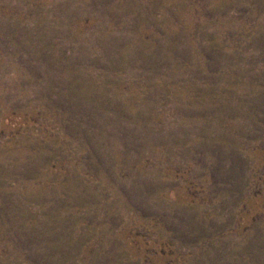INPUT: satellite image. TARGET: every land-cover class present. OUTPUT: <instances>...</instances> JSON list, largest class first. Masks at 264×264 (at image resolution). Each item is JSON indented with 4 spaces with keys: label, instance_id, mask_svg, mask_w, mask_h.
Here are the masks:
<instances>
[{
    "label": "rangeland",
    "instance_id": "rangeland-1",
    "mask_svg": "<svg viewBox=\"0 0 264 264\" xmlns=\"http://www.w3.org/2000/svg\"><path fill=\"white\" fill-rule=\"evenodd\" d=\"M0 264H264V0H0Z\"/></svg>",
    "mask_w": 264,
    "mask_h": 264
}]
</instances>
